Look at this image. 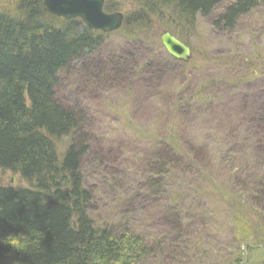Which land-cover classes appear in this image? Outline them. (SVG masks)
<instances>
[{
	"label": "rangeland",
	"instance_id": "obj_1",
	"mask_svg": "<svg viewBox=\"0 0 264 264\" xmlns=\"http://www.w3.org/2000/svg\"><path fill=\"white\" fill-rule=\"evenodd\" d=\"M16 1L0 0V10L13 14ZM104 1L125 18L139 5V0ZM222 11L224 7L217 13ZM250 16L260 19L257 30L251 17L223 32L207 18L195 19L189 28L152 19V30H168L189 47L186 65L156 62L161 53L153 43L154 32L134 51L123 44L133 42L132 37L112 33L90 56L59 72L55 101L85 111L83 134L89 150L81 159L80 174L93 197L88 215L96 226L111 225L127 213L131 223L141 220L148 208H160L164 216L156 226L185 221L182 230L193 237L182 254L170 253L171 264H264V198L241 192L246 180L226 169L225 163L234 162L224 157L228 148H233V160L250 156L252 148L264 156V9ZM141 42L138 38L135 43ZM152 51L154 59H148ZM136 54L148 59L140 73L132 63ZM68 144L60 141L58 151ZM156 149L159 156L149 159ZM243 161L254 164L245 157ZM166 162L156 179L155 167ZM10 177L0 171V185ZM155 181L160 195L151 198L148 186ZM11 185L24 186L18 176ZM135 190L137 198L125 200ZM236 206L240 217L234 215ZM150 230L148 242L154 240ZM230 234L236 235L235 243ZM171 243L170 249L178 246L176 240Z\"/></svg>",
	"mask_w": 264,
	"mask_h": 264
},
{
	"label": "trees",
	"instance_id": "obj_2",
	"mask_svg": "<svg viewBox=\"0 0 264 264\" xmlns=\"http://www.w3.org/2000/svg\"><path fill=\"white\" fill-rule=\"evenodd\" d=\"M262 7L264 0H139L117 33L132 37L133 43L142 40L141 45L134 44L137 48L127 43L134 51L146 44V34L157 32L152 30V19L165 18L189 28L199 18H207L223 32ZM14 9L13 14L0 10V171L18 176L24 186H0V264H153L157 260L171 264L170 253L179 250L182 254L180 250L193 242L182 230L185 221L156 226L164 216L160 208H148L141 220L132 221L142 225L127 222L132 218L129 213L111 225L96 226L89 217L93 197L80 174L81 159L89 150L83 134L85 115L54 99L59 72L98 50L107 36L90 30L79 19L50 16L41 0H17ZM104 10L113 12L106 6ZM251 18L257 30L260 19ZM154 53L148 59H154ZM158 57L156 62L171 66L173 60L163 52ZM148 59L136 54L132 63L136 62L137 73ZM260 140L264 146V139ZM60 141L69 143L62 153L57 147ZM231 152L233 148H228L224 157L234 165L225 163V167L246 180L241 192L264 198V156L255 155L252 148L249 157L233 160ZM158 153L152 151L149 159ZM167 165L155 167L156 179ZM156 181L148 186L151 198L160 195ZM136 192L130 191L125 200L137 198ZM235 210L234 215L240 217V208ZM200 223L202 228L204 222ZM147 227L154 239L150 242L146 241ZM230 238L235 243L236 235ZM172 240L178 246L170 249Z\"/></svg>",
	"mask_w": 264,
	"mask_h": 264
},
{
	"label": "water",
	"instance_id": "obj_3",
	"mask_svg": "<svg viewBox=\"0 0 264 264\" xmlns=\"http://www.w3.org/2000/svg\"><path fill=\"white\" fill-rule=\"evenodd\" d=\"M43 10L64 20L80 19L89 29L103 33L117 30L122 22L119 13L103 12V0H42ZM161 44L172 58L187 61L191 55L187 46L168 32L160 36ZM11 176L10 182H12Z\"/></svg>",
	"mask_w": 264,
	"mask_h": 264
},
{
	"label": "bare ground",
	"instance_id": "obj_4",
	"mask_svg": "<svg viewBox=\"0 0 264 264\" xmlns=\"http://www.w3.org/2000/svg\"><path fill=\"white\" fill-rule=\"evenodd\" d=\"M57 19H59V18H57ZM62 20V19H61ZM91 30V29H90ZM92 31H94V30H92ZM126 56V55H125ZM121 60H124V59H121ZM87 61V60H86ZM55 87H57L58 86V82H56L55 84ZM60 87H64L63 85H60ZM79 89V88H78ZM63 101V100H62ZM62 101L61 100H59V101H57L60 105H61V103H62ZM68 105V108H70V105L69 104H67ZM63 107H67L66 105L65 106H63ZM82 112H85V111H82Z\"/></svg>",
	"mask_w": 264,
	"mask_h": 264
}]
</instances>
